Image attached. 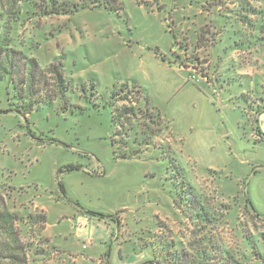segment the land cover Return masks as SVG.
Returning a JSON list of instances; mask_svg holds the SVG:
<instances>
[{"label":"rangeland","instance_id":"obj_1","mask_svg":"<svg viewBox=\"0 0 264 264\" xmlns=\"http://www.w3.org/2000/svg\"><path fill=\"white\" fill-rule=\"evenodd\" d=\"M121 1L123 11L120 15L98 7L81 10L73 16L43 19L39 22V31L30 24L24 27L21 34L24 45L28 47L31 43H40L37 50L31 52V56L41 66L53 61L63 64L65 75L71 83V88L63 92L66 98L35 107L26 117V122L20 114L9 111L7 92L10 93L9 96H13L14 91H8L6 82L0 86V109L6 111L0 115L1 193L10 210L22 216L26 217L30 213L46 215L42 207L46 208L52 233H46L45 225L41 235L48 241L41 242L39 224L33 225L35 236L28 234L24 238L30 243L32 250L39 247L45 251V255L38 258L31 255L30 259L36 260L37 264H80L76 260L78 254L65 252L63 255L58 251L56 242L60 246H67L70 245L68 242L75 241L78 251L84 255L93 256L99 252L93 248L83 250L85 241L73 240L76 239L75 230L66 223L68 218L72 219V212L79 211V208L106 216H118V222L110 224L115 233L112 235L107 230L105 240L95 242V247L101 253H109V262L112 261V264H150L154 256L142 243H150L154 239V236H150L152 234H146V226L153 228L156 221L163 223L166 231H170L176 241L187 242L192 229L191 221L183 216L181 209L183 207L184 210V206L180 210L172 207L178 189L167 178L169 174H175L168 170L171 158L180 165L179 169L186 183H190L202 198L211 203L214 211L210 213H222L223 223L233 222L228 225L220 223L214 230L217 237L233 253L242 249L246 254L245 240L242 238L244 230L241 226L233 229V225L237 224L236 218L241 222L243 218L236 217L234 210L239 208L234 207L232 202L237 195L241 196L243 187L254 210L264 214V142L253 149L239 147L241 139L234 137L237 132L233 129L235 130L236 124H246L241 117V110L234 107L237 102L242 104L241 96L238 95L239 99H235L231 108H228L230 112L227 108L225 110L232 128L229 139L231 143L237 141L232 149H170L173 155H169L168 149H160L158 152L151 149L150 158L127 161L116 160L113 156L111 111L109 107L102 105L101 100L109 95L113 85L140 82H137V73L131 71L125 60H120L118 64L114 58L121 50L131 52L144 46L148 51L169 58L167 60L174 59L171 53L174 51L172 45L175 40L170 27L179 42L183 41L185 31L190 32L189 35L186 34L190 37L195 36L193 33L196 31L201 36V25L196 23L193 26L191 22L192 19L204 20V24H207L205 19L208 11L202 12L201 6L205 4V8H208L206 4L211 3V0ZM222 1L226 7L229 5L235 12L241 13L242 6L255 7V1L258 0ZM216 9L224 12L223 7L218 6ZM199 10L201 13H197ZM256 11L264 12L258 9ZM225 14L224 16L230 17L226 10ZM218 15V22H226L225 17ZM233 18L227 21L226 29L215 34V43L208 46V53L210 50L213 55L217 53V46L224 36L225 43L230 45L228 58L233 50L236 60H241L246 54L241 51L242 46L235 45L241 36L234 32L236 24ZM248 19L253 23L261 21L257 15L249 16ZM210 20L213 21L212 17ZM214 21L218 23L215 18ZM222 26L223 23L220 22L219 27ZM52 27V34L49 35ZM59 27L60 31H56ZM40 29L45 31V40L39 39ZM221 33L222 37L219 39ZM209 36L210 34L207 38ZM132 37L139 38L141 44H130ZM124 45L133 48L126 49ZM174 49L177 53L178 48ZM201 55L204 53L198 54L200 58ZM202 60L206 61L205 55ZM241 61L249 63L245 58ZM203 65L206 66V63ZM92 94L97 96V100L92 99ZM146 94L150 100L154 99L155 110L162 117L164 126L174 134L177 123L173 106H170L172 101L161 102L155 96ZM153 155L155 159H152ZM67 166L78 167V170L67 172ZM178 180L181 181V178ZM59 184L65 193L61 192ZM222 194L232 197L229 196L231 198L224 201ZM50 197L54 199L50 200ZM53 202L58 205L55 207ZM220 205L229 210L219 208ZM205 206L208 212L212 211L208 205ZM175 212L179 215L176 216ZM61 215L68 217L60 219ZM86 226L78 230H85L86 238L97 240L98 233L91 228L92 222L88 221ZM157 230L153 234L162 235ZM250 231L255 234L259 254L249 262H242L236 255L235 258L242 264H264V257L260 258L264 256V225L257 223L255 228L250 226ZM139 238L144 239V242ZM52 246L56 248L55 251ZM93 264H105V261Z\"/></svg>","mask_w":264,"mask_h":264},{"label":"trees","instance_id":"obj_2","mask_svg":"<svg viewBox=\"0 0 264 264\" xmlns=\"http://www.w3.org/2000/svg\"><path fill=\"white\" fill-rule=\"evenodd\" d=\"M233 4V3H231ZM201 6L202 12L213 14L216 7H223L224 12L216 11L218 16H223L226 20L233 18L235 22L234 32L240 34L241 38L235 45L242 46L244 53L251 50V47L259 42L264 45V12L256 11L257 9L251 5L242 6L241 13L235 12L225 5L222 0H211V3ZM103 7L105 10L116 15H120L123 11L121 0H0V86L6 82V88L14 91V95L9 96L7 92V102L11 113L20 114L27 122V116L38 108L41 104L55 99L63 100L64 91L71 88V83L65 75L63 64L59 61H53L43 66L39 61L31 56V52L37 50L39 42L31 43L28 47L22 41V31L26 24L32 25L39 31V22L43 19H52L64 16H73L81 10H90ZM222 9V10H223ZM226 12L228 16H224ZM257 15L259 22H251L249 16ZM238 18V19H237ZM175 23V22H174ZM53 27L49 31L51 35ZM170 32L174 37L171 55L180 66L188 67L189 64L198 67V73L203 79L209 81L208 74L203 69V64L208 63V46L215 43L214 36L224 29L216 24H203L201 36L198 31L193 33L195 36H188L190 32L185 31L186 35L182 37L183 41L176 40V34L170 27ZM21 30V31H20ZM39 32V39H46L43 29ZM216 31V32H213ZM60 31V27L56 29ZM206 33V35H202ZM210 34L209 38L207 35ZM43 38V39H44ZM44 39V40H45ZM175 47L178 52L175 53ZM246 51V52H245ZM203 52L206 58L202 60L204 55L198 56ZM155 54H157L155 52ZM163 61L164 57L157 54ZM12 94V93H11ZM93 100H97V96L92 94ZM13 99H16L13 102ZM68 99V98H67ZM102 105L110 108L111 124L113 127L112 153L116 160H141L142 158H150V151L154 149H168L169 155H173L169 145H165V139L169 138L168 127L163 124L162 117L151 106L150 99L145 90L138 84L122 83L113 85L107 97L101 99ZM6 113L0 109V115ZM264 140V139H263ZM157 151V152H158ZM160 154V153H158ZM155 159V155L152 159ZM171 164L168 170L175 172L174 175L167 177L177 186L175 197L173 198L172 207L180 208L184 206L183 216L191 221L192 229L189 232L187 242L182 240L176 241L175 237L166 231L165 226L161 222H155L153 228L146 226V234H152L150 243L140 239L143 247L151 250L153 259L150 264H242L241 261L254 259L259 254L257 248V240L255 234L250 231V226L255 228L256 224L264 225L262 218L257 211L254 210L250 200L244 194V188L241 189V196L238 195L233 199L234 207L237 206L236 217L241 216L242 222L236 218V225L233 229L241 226L244 230L242 238L245 240L246 254L239 251L232 252L222 243L214 230L219 224H232L224 219L222 213H210L214 209L211 203L202 198L196 189L186 183L181 172V167L174 158H171ZM180 168V169H179ZM67 172L78 170V167L67 166ZM211 171V170H208ZM181 178V181L178 179ZM62 193H65L61 184H59ZM1 189V188H0ZM240 201V202H239ZM239 203V204H238ZM205 205H208L212 211H207ZM219 208H226L220 205ZM226 210H229L228 207ZM85 213L99 221L110 219L109 221L118 222L117 215H103L94 212L85 211ZM117 214V213H116ZM176 215V212H175ZM117 221V222H116ZM47 219L44 213L28 214L26 217L20 213L10 210L6 199L0 190V264H35L36 260H31L30 256L43 257L45 251L36 247L35 250L30 248V243L25 240V235L35 236L33 225L39 224L41 242L48 241L41 235L43 227L46 225ZM160 225V226H159ZM163 225V226H162ZM162 226V227H161ZM121 227V226H120ZM151 228V229H149ZM159 228V230H157ZM162 232V235L153 234L154 231ZM163 230V231H162ZM112 229V235L115 233ZM38 234V235H39ZM149 236V238H150ZM264 237V235L262 236ZM151 239V238H150ZM55 251V247L52 246ZM58 251L60 250L57 248ZM64 255V251L60 250ZM33 252V253H32ZM32 253V254H31ZM67 254V253H65ZM238 256V259L235 257ZM264 256H261L262 259ZM101 259L105 264H109V253L105 252ZM37 264V261H36Z\"/></svg>","mask_w":264,"mask_h":264},{"label":"crops","instance_id":"obj_3","mask_svg":"<svg viewBox=\"0 0 264 264\" xmlns=\"http://www.w3.org/2000/svg\"><path fill=\"white\" fill-rule=\"evenodd\" d=\"M254 6L258 10H264L263 0L255 1ZM216 11L214 10L213 14H207L205 21L218 26L222 22L223 27L226 29L228 20L226 22H218ZM197 13H201L200 10ZM210 17H212L213 21L210 20ZM214 18L218 23L214 21ZM255 18L257 19V17ZM196 23L202 26L204 20L193 21L192 19L191 24L194 26ZM180 26L183 25L180 24ZM221 37L222 33L219 39ZM138 39L137 37H132L129 43L137 42L141 44ZM229 46L228 43H225L223 36L221 44L217 46L219 48L217 53L213 55L211 50L209 53L207 52L208 63L206 66L203 65V69L208 74L209 81L201 77V74L198 73V67L192 66V64H189L188 67H183L174 59L167 60L169 58H165V61H163L154 52L146 50L144 46H139L136 51L131 50V52L121 50L122 54L120 53L114 57L118 64H120V60H125L131 71L135 72V74L137 73L136 75L139 77L137 82L138 80L140 81L138 84L149 96H155L161 102L164 100L167 102L172 101L170 106L172 105L174 109L177 131L174 129L173 134L168 129L169 138L164 140L165 145H169L171 149H232L237 141L231 143L229 139L232 128L229 115H225V110L226 108H231L234 100L239 99L240 96L242 104L237 102L238 104H234V107L241 110V117L245 119L246 124L244 126L239 123L235 127L233 126L235 128L233 131L237 132L234 137L237 140L238 137L241 139V143L238 144L239 147L241 149H253L259 143L264 142V137L261 135L264 130V45L259 42L254 44L250 51H245L247 55L245 54L240 59L243 60L245 58L246 62H249L247 64L235 59L234 50L228 58ZM124 47L126 49L133 48L125 45ZM150 103L153 107L156 106L154 99L150 100ZM228 110L229 112L231 111L230 109ZM225 156L226 154L223 155V157ZM221 196L224 201H228L232 197V195L226 194ZM229 196L231 197L229 198ZM53 199V197H50V200ZM55 202L58 201L55 200ZM54 205L56 207L58 204L54 203ZM42 209L45 210L47 219L48 211L46 208L42 207ZM181 210H183V207ZM72 213V219L68 218L66 224L72 230H75L76 239L73 240H80L83 243L85 241L84 245H82V248H85L83 250L93 248L99 252H96L93 256L81 254L75 241L68 242L70 245L67 246H60L55 241L56 245L66 253L78 254L76 260H79L80 264L99 263L104 253H101L95 247V242H103L107 235V230L112 234L113 228L110 224L113 223L107 220L99 221L91 218L85 213V210L80 208L79 211L74 210ZM258 214L264 218V214L260 212ZM178 215L179 213H176V216ZM67 217L61 215L59 218L67 219ZM88 221L92 222L91 228L93 230L96 229L98 233L96 236L97 240L86 238L84 236L86 231L83 229L78 230L87 227ZM45 230L47 234H52L48 220ZM109 264H112V261Z\"/></svg>","mask_w":264,"mask_h":264},{"label":"built area","instance_id":"obj_4","mask_svg":"<svg viewBox=\"0 0 264 264\" xmlns=\"http://www.w3.org/2000/svg\"><path fill=\"white\" fill-rule=\"evenodd\" d=\"M261 135H262V137H264V130L262 131Z\"/></svg>","mask_w":264,"mask_h":264}]
</instances>
